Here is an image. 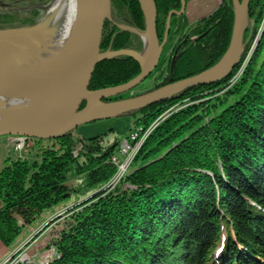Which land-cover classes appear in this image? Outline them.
Instances as JSON below:
<instances>
[{
	"label": "trees",
	"instance_id": "trees-1",
	"mask_svg": "<svg viewBox=\"0 0 264 264\" xmlns=\"http://www.w3.org/2000/svg\"><path fill=\"white\" fill-rule=\"evenodd\" d=\"M154 2L162 42L168 13L179 10L181 0ZM111 14L101 50H141V41L134 45L137 36L120 27L126 22L145 29L139 1L111 0ZM233 23L232 0H221L194 22L186 12L173 15L168 50L151 76L174 77L150 90L216 63L229 45ZM186 34L198 36L196 43L186 46L179 59H168ZM244 39L241 60L223 81L196 85L128 113L135 116L133 128L144 130L171 109L139 147L131 163L139 165L114 188L106 185L117 170L111 158L119 142L106 147L103 134L80 140L77 152L66 134L39 148L34 159L6 158L0 170V241L17 245L42 210L75 194L86 198L71 210L70 221L53 240L56 254L45 264H264V0H251ZM140 71L127 55L102 60L90 88L125 83ZM231 97L233 102L210 116Z\"/></svg>",
	"mask_w": 264,
	"mask_h": 264
},
{
	"label": "water",
	"instance_id": "water-1",
	"mask_svg": "<svg viewBox=\"0 0 264 264\" xmlns=\"http://www.w3.org/2000/svg\"><path fill=\"white\" fill-rule=\"evenodd\" d=\"M138 1L144 13V34L147 35V40L144 38L142 52L132 48L102 52L101 42L104 25L106 20L111 19V0H80V12L76 32L68 46L69 50L67 49L68 53L65 57L66 60L64 59L63 66L45 84L34 88L21 85H13L10 88L18 93L37 94L43 97L27 109L0 115V137L23 136L26 139L51 140L70 134L76 137V139L82 140L83 137L79 136L77 128L84 123L128 114L131 111L151 106L166 98H171L199 84L209 85L221 82L232 73L233 69L240 62L245 44L248 41V39H244V35L249 26L251 0H232L234 23L231 39L224 54L212 66L197 74L164 84L138 95H132L119 100L104 101V99L134 90L153 73L158 66L163 47L167 40L172 16L182 15L186 10V1L181 0V8L179 10L169 11L166 20L165 37L160 42L157 33V9L154 0H152L153 13L151 14L145 10L143 1ZM127 30L135 31L133 28ZM143 35L142 38L144 37ZM20 41L19 37H7L3 41H0V46L4 44H19ZM142 54L146 55L145 60L139 58ZM125 55L134 58L140 64L141 71L138 75L119 85L100 89L90 88L96 65L100 61ZM241 70L242 68L233 75L229 80V84L235 83ZM8 87L5 83H0V89ZM170 110L167 111L170 113ZM122 140L119 141L112 158L117 153ZM112 158L111 162L117 167V170L113 178L106 185L109 188L119 185L121 180L116 184L113 182L118 172V166L112 161Z\"/></svg>",
	"mask_w": 264,
	"mask_h": 264
},
{
	"label": "rangeland",
	"instance_id": "rangeland-1",
	"mask_svg": "<svg viewBox=\"0 0 264 264\" xmlns=\"http://www.w3.org/2000/svg\"><path fill=\"white\" fill-rule=\"evenodd\" d=\"M52 1L53 0H27L26 4H20L19 1L16 0H0V32L11 30H23L39 25V23L44 18H46L47 7ZM220 2L221 0H192L186 6V15L190 22H194L195 20H198L213 12L220 4ZM8 14L9 16L11 15L13 18L8 19ZM110 17L113 20L112 14ZM120 23L121 28L124 30L133 28L130 24H127L126 22ZM10 24H16L17 26L7 28V26ZM134 30L135 31H128H131L137 36L136 38L134 37L135 46L138 47V43L140 41L142 42L141 50H137L139 52H142L144 48V41L142 35L145 33V29L143 31H138L136 29ZM47 31V28L43 27L42 29L38 30L39 33L36 34H40V36L42 35L44 37H53V35L49 33V31ZM105 51L107 50H103L102 52ZM163 80L164 79L156 80L155 76L153 75L147 81H145L143 85L150 86V84L152 83L158 84ZM231 85L233 84H228V86L226 87H230ZM141 93L144 92H140L138 94ZM233 101L234 98L231 97L224 104L218 105L214 110H212L210 116L218 114L223 107L227 106ZM174 108H177V106L175 105ZM163 114L159 117L160 119H162ZM134 120L135 116L132 114H125L121 116H113L110 118L94 120L80 125L77 128V133L83 138L103 134L105 146L110 147L114 142H119L131 133V130L133 129ZM70 136L72 142L74 143L75 151L77 152L78 150H81V141L79 139H76V137L72 135ZM51 143V140L47 139L36 140L35 138H30L26 141L24 148L17 152L19 156H24L23 154L26 153L27 155H31L30 159H34L38 157L39 148H42ZM138 165L139 162H134L128 167L127 172L133 170ZM85 198L86 197L80 198V196L72 194L66 199L52 204L48 210H42L40 212L41 216L35 219L32 224L29 223V225H26V228L24 229L23 233L17 238V252L15 251L16 253L14 252L9 258L17 257L18 259H20L21 256L22 260H24L23 264H45V262L52 259L56 254L53 240L56 238V236L59 235V232L63 228H65L68 222L70 221L71 210ZM17 221L19 224H21L18 219ZM7 247V245L0 241V263L2 262V258L6 254H4V252L7 251ZM12 247L13 246H10L8 251H11ZM31 247H34L32 249V251L34 252L32 253L30 251Z\"/></svg>",
	"mask_w": 264,
	"mask_h": 264
},
{
	"label": "bare ground",
	"instance_id": "bare-ground-1",
	"mask_svg": "<svg viewBox=\"0 0 264 264\" xmlns=\"http://www.w3.org/2000/svg\"><path fill=\"white\" fill-rule=\"evenodd\" d=\"M142 1L145 10L153 13L152 0ZM79 12L80 0H53L47 7L46 18L39 25L0 32V41L7 37L21 39L19 44L3 43L0 46V83L9 86L0 89V115L27 109L42 99V95L18 93L10 88L13 85L34 88L56 75L66 60L68 46L76 32ZM43 27L53 37L36 34ZM143 36V41L144 38L147 40V35ZM139 58L145 60L146 55L142 54Z\"/></svg>",
	"mask_w": 264,
	"mask_h": 264
},
{
	"label": "built area",
	"instance_id": "built-area-1",
	"mask_svg": "<svg viewBox=\"0 0 264 264\" xmlns=\"http://www.w3.org/2000/svg\"><path fill=\"white\" fill-rule=\"evenodd\" d=\"M168 114H169V111L165 112L162 116V119L158 118L147 129L143 130L142 127L134 128L131 131L130 135L121 141L117 153L112 158V161L118 166L117 175L113 179L114 184L118 183L122 175L126 172L128 166L130 165L131 161L136 155L139 147L141 146L145 138L148 136L150 131L156 125H158L159 122L163 120ZM12 137H14L12 140L14 144V148L17 151L22 150L28 139H26L23 136H12ZM23 262L24 260H22V257L20 256V259H18L17 257L9 258L3 264H23Z\"/></svg>",
	"mask_w": 264,
	"mask_h": 264
},
{
	"label": "crops",
	"instance_id": "crops-1",
	"mask_svg": "<svg viewBox=\"0 0 264 264\" xmlns=\"http://www.w3.org/2000/svg\"><path fill=\"white\" fill-rule=\"evenodd\" d=\"M13 138L12 136H1L0 137V170L3 168L6 158L8 157H12V158H16L19 157V154L17 152V150L14 148V144H13ZM28 151V150H27ZM24 156L28 157L30 159L31 155H27L26 153L23 154ZM34 158V157H33ZM1 206V203H0ZM19 242V241H17ZM11 249V251H8V249L10 248V246H8L7 251L4 252V257L2 258V262L0 264H3L18 248L15 245V243L13 245ZM17 248V249H16ZM34 247H31V253L34 252L32 251ZM1 257V256H0Z\"/></svg>",
	"mask_w": 264,
	"mask_h": 264
},
{
	"label": "flooded vegetation",
	"instance_id": "flooded-vegetation-1",
	"mask_svg": "<svg viewBox=\"0 0 264 264\" xmlns=\"http://www.w3.org/2000/svg\"><path fill=\"white\" fill-rule=\"evenodd\" d=\"M186 6H187V4H186ZM185 12H186V10H185ZM186 36H188V34H186ZM186 36H183V39L182 40H180L178 43H176V45H174L172 48H171V50H170V52H171V54L169 53V58L168 59H176V58H180L183 54H184V52H185V47L186 46H188V45H190V44H192L193 42H195L196 43V40L198 39V36H191V37H186ZM167 41V40H166ZM181 42V45L179 44ZM166 43V42H165ZM187 43H189V44H187ZM185 44H187V45H185ZM177 45H180V46H178L177 47ZM183 46V48H180V47H182ZM165 48H166V51L168 50V48L167 47H165V45H164V47H163V50H165ZM177 49V50H176ZM180 49V50H179ZM179 50V52H177ZM162 53H163V51H162ZM177 71H179V69L177 70ZM176 71V72H177ZM175 73V72H174ZM173 73V74H174ZM152 75V74H151ZM151 75L146 79V80H144L139 86H137L134 90H133V92H132V94L133 95H136V94H138V93H140V92H146V90H149L150 88H152V87H154L155 86V84L156 83H152V84H150V86L148 85H143V83L145 82V81H147L150 77H151ZM169 77V79H172L173 77H174V75H171L170 76V74L168 75V73H166L165 75H164V77H163V79H165V78H168ZM209 85H215V83H212V84H209ZM143 87H145V88H143ZM179 95V94H178ZM175 96H177V95H175ZM105 101V100H104Z\"/></svg>",
	"mask_w": 264,
	"mask_h": 264
}]
</instances>
